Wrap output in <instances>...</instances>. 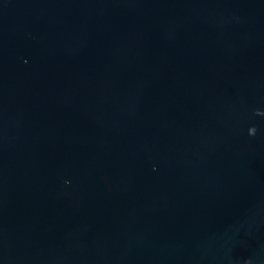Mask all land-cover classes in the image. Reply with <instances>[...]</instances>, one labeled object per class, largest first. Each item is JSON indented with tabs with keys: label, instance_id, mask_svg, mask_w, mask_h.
Masks as SVG:
<instances>
[{
	"label": "water",
	"instance_id": "95a60500",
	"mask_svg": "<svg viewBox=\"0 0 264 264\" xmlns=\"http://www.w3.org/2000/svg\"><path fill=\"white\" fill-rule=\"evenodd\" d=\"M0 264H264V0H0Z\"/></svg>",
	"mask_w": 264,
	"mask_h": 264
}]
</instances>
